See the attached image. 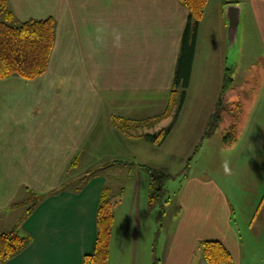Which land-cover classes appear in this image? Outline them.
Listing matches in <instances>:
<instances>
[{
	"label": "crops",
	"instance_id": "crops-1",
	"mask_svg": "<svg viewBox=\"0 0 264 264\" xmlns=\"http://www.w3.org/2000/svg\"><path fill=\"white\" fill-rule=\"evenodd\" d=\"M239 2L245 6L241 52L247 46L251 55L255 54L252 48L264 55V0ZM225 4V0H208L206 4L184 106L172 131L156 144L138 130L126 133L116 125V119L136 121L164 111L166 106H147L146 113L140 115L145 108L140 103H157L155 96L159 95L164 96L165 105L168 102L189 14L182 1L9 0L16 22L54 18L56 29L45 73L33 79L18 75L0 79V214L24 204L30 190L46 195L20 226L21 233L32 236V243L5 264H83L84 255L94 248L97 210L108 174L94 169L98 173L79 185V176L72 170L98 157L107 158L101 168L132 164L136 169L134 176L125 177V193L115 209L110 264L154 262V216L152 222L147 218L150 176L141 170L140 162L115 156L127 147L136 151L143 141L149 158L146 165H152L150 157L156 154L186 160L194 152L215 110L229 67ZM250 62L240 58L237 68H231L235 80L240 70H249ZM257 73L263 89L257 110L249 121L248 114L245 119L240 117L234 140L225 143L235 145L228 156L232 159V154L236 155L233 175L238 170L247 172L249 161L255 159L257 171L264 175V64ZM235 80L225 103L228 95L239 97ZM234 102L241 103L233 99L228 104ZM229 119L225 114L221 123L226 124V130ZM170 121V117L165 118L146 131H157ZM216 134L203 143H210ZM160 162L163 165L157 166H169L163 159ZM187 176L181 183L180 214L175 227L167 232L171 241L164 242L161 264H193L203 240L222 241L235 264H242L247 243L231 179ZM262 188L253 219L262 232L261 242ZM200 249L198 264H206Z\"/></svg>",
	"mask_w": 264,
	"mask_h": 264
},
{
	"label": "trees",
	"instance_id": "trees-1",
	"mask_svg": "<svg viewBox=\"0 0 264 264\" xmlns=\"http://www.w3.org/2000/svg\"><path fill=\"white\" fill-rule=\"evenodd\" d=\"M180 1L188 7L189 14L182 36L178 67L167 106L162 113L146 119L136 121L124 118L116 119V125L132 135L133 130L145 127L151 128L163 119L170 117L171 121L167 126L154 132L146 131L139 134L156 144L162 143L172 131L184 106L190 85L199 23L208 2V0ZM237 1L239 0H225L226 3ZM0 12L4 13V19L0 20V79L12 75L33 79L45 73L55 43V19H30L13 24V12L9 9V0H0ZM234 80L232 69L227 68L220 97L206 124L202 139L194 150L195 153L204 139L215 134L223 122L225 114L230 115V126L224 136V142L230 144L234 140L241 117L237 112L240 109V104L234 102L233 104L229 103V106H225L224 102L227 92L234 86ZM141 167L150 176L148 211H154L157 207H160L161 210L159 216H157V219H160L164 216L165 206L170 201L166 197V183L176 175H173L166 167H154L146 164H141ZM91 171L86 172L87 180L91 177ZM183 174H185V178L187 176L186 172ZM124 193L125 189L123 187L116 193L109 185L103 187L97 210V232L94 248L92 252L84 255L83 264H110V245L115 221V209L122 201ZM28 194L23 202L28 204V209L19 224L9 231L0 229V264L12 260L32 243V236L21 233L20 226L46 195L39 194V196H35V193L31 190L28 191ZM200 246L208 264H235L231 251L222 241L203 240L200 242ZM158 262V258H155L153 264H158Z\"/></svg>",
	"mask_w": 264,
	"mask_h": 264
},
{
	"label": "rangeland",
	"instance_id": "rangeland-1",
	"mask_svg": "<svg viewBox=\"0 0 264 264\" xmlns=\"http://www.w3.org/2000/svg\"><path fill=\"white\" fill-rule=\"evenodd\" d=\"M2 19H4V13L0 12V20ZM12 23L16 24L17 22L13 20ZM245 48L246 49L241 52V58L244 62H248L251 60V62L249 63L251 67L247 71L240 70L239 73L236 75V80H235L237 85L236 92L239 91L241 95L239 94V97L236 95V93L234 95L232 94L228 95L226 98L227 103H225V106H229L228 102L232 101L233 99L236 100L239 99L241 103H239L240 109L239 110L237 109L238 110L237 112L238 114L241 115V119L242 117L245 119L246 117L245 115L248 114V121H249L252 118L253 112L254 113L256 112L257 106L259 105V101L261 99V94L263 90L261 84L262 80H260L257 71L261 68V65L264 64V55H259V53L257 52V48H252V50L255 51V54L251 55L252 52L248 50L247 46ZM251 57H253V59ZM254 61H256V63H254ZM246 77L247 80H244V78ZM244 81L246 82L245 85L243 86ZM155 98H157V103L154 102L140 103V106H145V108L141 110L140 115L146 113L147 106H153L155 108L156 106H167V104L166 105L164 104L165 102H162L164 101V96L159 95L157 97L155 96ZM244 99H247L248 101L246 100L247 102H245ZM225 125L226 124L223 123L219 127V129L217 130V134L211 139V141H209L210 143L208 144L202 143L198 151L196 153L193 152L186 160H183V158H180L178 156L167 158L164 155L157 156V154L154 157L152 156L150 157L149 163H152L151 166L157 167V165H163L160 164L161 163L160 160L163 159V161H167L169 164V166L167 167L168 170L173 175H176L174 176V178L170 179L166 183V189H167L166 197L169 198L170 201L165 206L164 216L160 219L159 218L157 219V216H159L161 210L160 207H157L154 211H149L148 213L149 216L147 217L148 222H152L151 216H154L153 220L155 223V229L153 233V241L155 246H154L153 260H155V258H158L159 260L158 264L162 263L160 258H161L162 249H164L165 246L164 245L165 240H166V245L171 241V236H168L167 232L172 227H175L174 226L175 221L177 220L180 214V209H181L180 189H181L182 180L184 179L185 176V174H183L184 172H186L188 176L193 174H197L203 177L218 175L219 177H223L224 180L226 179V177L229 176V178L231 179L232 186H234L236 189L234 195L238 202V205L235 204L237 208L236 210L239 213L238 218L240 219V216L242 217L240 223V226L242 228L241 233L243 235V239L247 243L246 245L247 253L245 252V246H243L242 264H264V240L263 242L259 240L261 238L262 232L260 231L258 222L253 220L256 217L255 215L257 214V210L259 209V205H260L261 199L259 200V204H255V200L257 199L260 191L263 190L262 187H264V175H260L259 172L257 171L258 170L257 159L249 161L251 163V166L246 168L247 172H239L238 170L237 173H235L234 175L232 174L231 170L235 165L236 155L234 158V155L232 154L233 160L228 156H229L230 148L234 149L235 145H225V142L223 141V137L228 132V130H226ZM146 128L147 127L140 128L138 130L139 134L145 132ZM145 144H146L145 141L140 143V147H138L136 151L133 149V147L131 148L127 147V149H124L121 154H117L115 157L116 158L117 156L118 158L122 157L121 159L127 160L129 162L135 161V162H140L141 164L143 163L145 164L147 161H149L148 160L149 158L147 156L148 154L146 152L147 149L146 147H142V146H146ZM158 152H162V151H157V153ZM106 159H107L106 157H98V159L85 160V162L84 163L82 162L77 169L72 170V173H74L76 177L79 176L78 184L82 185L86 182V180L88 179L87 177L88 172L86 173V171L90 170L89 169L90 166L88 165H90V163H93L91 164V169H92L91 172H93V174L90 172L91 173L90 176L94 175V173H98L99 171H104L106 175L108 174L107 185H109L115 193L118 192L122 187H124L125 189L127 184L125 181L126 179L125 177L132 175L134 176L136 173V169L132 167V164L131 165L115 164L110 167L101 168V166L106 161ZM97 165H99L98 168H92ZM225 165H227L228 167L227 172L225 171ZM94 169H97L98 172ZM223 186L224 188H226V183H224ZM35 196H39V194H35ZM263 198H264V194L262 195V200ZM27 209H28V204L26 203L16 204L6 209L7 211L6 213H3L2 215L0 214V229L2 231H9L14 227H16L19 224L22 217L25 215ZM257 218H259V213ZM252 220L254 221V226L253 229L250 230V227H252L250 226V222ZM20 230L22 231L23 229ZM151 232L152 231L150 230V235ZM200 248L197 249L194 255L193 264H198V258H199L198 255L200 254V250H201ZM245 255L247 260H245Z\"/></svg>",
	"mask_w": 264,
	"mask_h": 264
},
{
	"label": "water",
	"instance_id": "water-1",
	"mask_svg": "<svg viewBox=\"0 0 264 264\" xmlns=\"http://www.w3.org/2000/svg\"><path fill=\"white\" fill-rule=\"evenodd\" d=\"M223 14L227 21L229 43L228 68L234 66V69H236L241 58L242 21L245 15V6L239 1L226 3L223 7Z\"/></svg>",
	"mask_w": 264,
	"mask_h": 264
},
{
	"label": "clouds",
	"instance_id": "clouds-1",
	"mask_svg": "<svg viewBox=\"0 0 264 264\" xmlns=\"http://www.w3.org/2000/svg\"><path fill=\"white\" fill-rule=\"evenodd\" d=\"M225 171H226V172L228 171V167H227V165H225Z\"/></svg>",
	"mask_w": 264,
	"mask_h": 264
}]
</instances>
